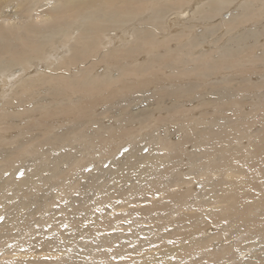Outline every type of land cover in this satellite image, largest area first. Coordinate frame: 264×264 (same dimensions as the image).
I'll list each match as a JSON object with an SVG mask.
<instances>
[{"label": "bare ground", "instance_id": "6f19581e", "mask_svg": "<svg viewBox=\"0 0 264 264\" xmlns=\"http://www.w3.org/2000/svg\"><path fill=\"white\" fill-rule=\"evenodd\" d=\"M34 14L42 19L36 21ZM257 50L261 54L255 55ZM114 71L117 76L112 75ZM256 77L258 82L253 80ZM233 81L239 82L238 85ZM149 90L151 95L145 96ZM208 96L215 99L201 101L200 108L215 106V115L200 132L201 139L195 137V142L192 139L201 154L190 157L195 169L186 173L194 185L201 176V180L210 184L209 192H205L207 199L202 200L205 183L201 190L183 194L179 191L183 181L174 176L169 179L171 174L159 164L167 167L172 164L173 175L180 173L176 166L188 164L174 155L179 145L188 142L178 133L191 127L175 126L170 130L161 119L176 122L182 119L189 123L187 117L196 108L186 105ZM141 101L144 109H139ZM30 103L38 105L27 108ZM163 113L165 117L161 116ZM254 127L259 131L253 137L257 139L250 137L248 145L242 146V140L246 139L240 133L251 132ZM229 132L235 135L233 142L225 143L223 137ZM13 133L15 136L11 138ZM174 134H178L175 140L171 139ZM233 143L238 144L236 149L231 148ZM125 145L126 150H120ZM145 147L149 151L142 153ZM105 162H109L107 167L103 165ZM90 164L97 166L84 170ZM20 169L25 171L16 178L15 173ZM46 170L50 171L49 176L43 175ZM130 176L134 182L129 181V191L123 189L124 193L116 194L124 202L121 209L129 201H138V205L150 201L133 211L127 210V206L126 215L122 213L124 210L108 215L120 209L111 204L114 186L118 187L121 181L126 183ZM82 179L83 183H79ZM239 179L249 186L250 195L251 192L256 195L257 210L251 208L256 214L248 211L247 200L252 203L254 199L250 195L241 196L245 190L238 186ZM110 181L113 183L109 184ZM233 181V188L228 189L230 185L226 186L225 182ZM261 185L264 186V0H0V201L8 196L21 198L23 208L28 210L26 218L31 221L26 227H33L31 231H34L11 249L15 241L1 230L9 224L18 227L20 222L11 220L15 217L14 204L7 206L8 201L0 202V215L5 217L0 222L3 256L0 264L19 263L14 261L17 258L14 256L29 255L32 251H57L52 255L61 256L73 247H80L81 239L85 242V238L87 241L100 231L114 232L116 227L128 222L149 221L153 229L159 228L154 216L167 214L165 210L169 208L164 209L167 203L174 204L181 195L183 198L176 203L185 210L176 212L174 220L163 217L168 224L161 226L180 227L176 239L180 243L170 248L167 245L170 236L165 233L168 230L161 234V228L157 229L161 235L157 237L154 233L156 240H152L151 249L159 248L158 258L145 260L142 255L118 258L126 254V243L131 245L140 234V227L133 224L130 232L124 229L121 235L107 239L108 243L117 242L113 243V256L117 260L104 259L105 253L98 254L97 246L88 249L90 244H87V248H78L66 258L67 263L60 257L46 263L43 259L24 261L26 264H85L88 260H92L91 264H101L104 260H107L105 264H155V259L160 258L159 264H176L186 260L196 248L223 249L226 244L230 247L231 242L224 239L213 246L217 236L207 233L211 226L222 227L220 220L225 222L227 214L234 215L233 225L252 232L251 238L256 239L255 244L249 240L247 244L234 246L238 257L241 251L264 243ZM173 186L175 192L170 189ZM222 187L224 195L220 193ZM46 191L51 196H45ZM74 192L86 197L85 200L73 199ZM96 192L100 197L90 196ZM229 192L235 194L231 199L225 195ZM154 193L160 195L158 200H151ZM194 197L198 204L189 208ZM73 201L78 206L72 208ZM101 205L106 206L100 211L102 216L92 214ZM202 208L207 227L201 230ZM78 211L85 215L75 218ZM10 214H14L12 218ZM56 214L65 217L57 220ZM86 220L90 222L83 229ZM63 225L76 227L78 231L66 236L59 228ZM186 227L190 234H186ZM173 231L170 235H174ZM47 233L52 240L43 242L41 237ZM195 234L203 237L195 239ZM100 239L103 242L106 238ZM242 256L238 258L246 259ZM229 258L227 255L220 261Z\"/></svg>", "mask_w": 264, "mask_h": 264}, {"label": "rangeland", "instance_id": "374dc122", "mask_svg": "<svg viewBox=\"0 0 264 264\" xmlns=\"http://www.w3.org/2000/svg\"><path fill=\"white\" fill-rule=\"evenodd\" d=\"M33 17H36L35 19H36V21H39V20H41L42 18H39L40 17V15H38V14H34L33 15ZM44 18V17H43ZM8 20H5L4 19V22H7ZM226 42V41H225ZM234 48V47H233ZM246 52V51H245ZM257 53H255V55H259V54H261V51H259V50H257L256 51ZM250 55H253V52H251V54ZM250 55L248 56V57H250ZM215 58L217 57V55H215L214 56ZM100 72V71H99ZM227 74H229V73H227ZM112 75H114V76H117V72H113L112 73ZM239 77V76H238ZM221 79V78H220ZM220 79H215L217 82H221L220 81ZM254 80V82H258L259 81V78L258 77H256V78H254L253 79ZM212 82V81H211ZM232 83H237V82H232ZM239 83V82H238ZM238 83L237 84H235V85H238ZM166 85V87H170V85L169 84H165ZM44 91V90H43ZM44 93V92H43ZM43 93H42V95H43ZM45 94V93H44ZM257 94V93H256ZM148 95H151V91L149 90L148 91V93L145 95V96H148ZM213 99H215V98H213V96L211 97V96H208V97H205L204 99H201V100H199V101H197V102H195V103H191V104H188V106L186 105V108H196L195 110H194V113L193 114H189V117H187V116H185V118L187 117L188 118V120H189V123H185L184 122V120H180V122H181V124H180V122L178 123V122H176L175 121V119H174V121H173V119L172 120H163V119H161L162 121L161 122H163L164 124H168V126L171 128L170 130H173V128L175 129V126H185V127H191V129L190 128H187L186 129V131L185 132H179L178 134H174L173 136L174 137H171V139H173V140H175V139H177L178 138V136H180V134H182L181 135V137H185L186 139H188V142H187V140H185L184 141V143L185 144H181V145H179L178 146V148H177V150L175 151L176 152V154L174 155V157L176 158H178L179 156V160L181 161H184V163L186 162V163H188V164H186V165H188V166H186V165H184V166H176V167H178L177 169H178V172H180L178 175H173L172 174V169L174 168L173 166H172V164L171 165H168V167L165 165V164H162V163H159L160 165H161V167L163 168V169H165V170H167V172L169 173V175L171 174V176H169V179L170 178H173V176L176 178V179H179V182H182L183 181V183H182V188L179 190V191H181L183 194H185V193H188V192H192L193 190H195V191H199V190H201V188L203 187V183H205V185H206V190L203 192V194L204 195H202V196H200V199H202V200H204V199H207L206 197H207V195L205 194V192L207 193V192H209V189L208 188H210L209 187V183H207V182H205L204 180H201V177L203 178V176H201V177H199V179H196L195 181H197V183L194 185V181L192 182H189V176L190 175H187L186 173L187 172H189V171H193L195 168H194V164H193V158H190L191 156L193 157V155H195L196 154V156H197V154H201V152H200V149H199V146H195V144L193 143V142H195V137H197V138H200L201 136H200V132H203V130H204V128H206L207 127V121H211V119L213 118V116L215 115V106H213L211 109L210 108H203L202 107V109L200 108L202 105H201V101H203V100H205V101H210V100H213ZM256 100V99H255ZM257 100L259 101V98H257ZM39 101V100H38ZM142 103L139 105V109L140 108H142L143 106H144V102L143 101H141ZM218 102H219V100H218ZM200 104V105H199ZM214 104V103H213ZM38 105V103H36V104H32V103H30V104H28L26 107L28 108H32L33 106H37ZM216 105V104H215ZM199 106V107H198ZM250 107V106H249ZM248 107V108H249ZM104 109H105V107H103ZM102 108V109H103ZM145 107H143V109H144ZM205 109V110H204ZM246 111H248L249 109H245ZM134 111H136L135 109H134ZM206 111H208V114H207V112ZM204 113L206 114V115H204ZM165 115L166 114H162L161 116L162 117H165ZM200 115V116H199ZM227 115H231V112H228L227 113ZM196 116V117H195ZM155 117H157L156 116V114H155ZM205 119V120H204ZM201 120V121H200ZM172 121V122H171ZM204 121V122H203ZM61 122V121H60ZM59 122V123H60ZM166 122V123H165ZM170 122V123H169ZM200 122V123H199ZM58 123V124H59ZM62 123V122H61ZM177 123H178V125H177ZM110 124V123H109ZM188 124V125H187ZM54 125H57V123L56 124H54ZM172 125V126H171ZM134 127H136V125H133ZM167 126V127H168ZM62 128H66V127H62ZM59 129H61V128H59ZM94 129H96V127H94ZM189 129V130H188ZM256 129V130H255ZM58 131V129L57 130H55L54 132H57ZM192 131V132H191ZM255 131V132H254ZM196 132H199V135H198V133H196ZM252 132V133H251ZM251 132H250V130L249 131H247V130H244V131H242V133H240V134H242V136H244L245 137V139H246V141L245 140H242V144H241V142H240V144L243 146L244 144L245 145H248V143H249V141H250V137L253 139V137H254V135L255 136H258V134H259V131H257V128H255L254 127V129L252 128V130H251ZM89 134H91V131L89 130V132H88ZM190 133V134H189ZM251 133V134H250ZM196 134V135H195ZM249 134V135H248ZM18 135V134H17ZM157 135V133H153V136H156ZM178 135V136H177ZM186 135V136H185ZM188 135V136H187ZM231 135V136H230ZM252 135V136H251ZM10 136H11V138L13 137V136H15V134L13 133V134H10ZM163 136H165V133L162 135V136H160V137H163ZM200 136V137H199ZM223 136H225V134L223 135ZM235 135H234V133H230L229 132V134H228V136L226 135V137H223V139L225 140V143H227L228 141H230V143H232L233 142V137H234ZM180 137V138H181ZM190 137V138H189ZM227 137H229V138H231L232 139V141H231V139H229V138H227ZM195 138V139H194ZM192 139H193V142H192ZM201 139V138H200ZM226 139H228V140H226ZM257 138H254L253 140L255 141ZM234 144V143H233ZM240 144H239V146H240ZM236 145H238L237 143H235L234 144V146L232 145V149H236L237 148V146ZM126 148H127V145H125L124 147H122L120 150H126ZM148 147H145V148H143L142 150H141V152L142 153H145V152H148L149 151V148L147 149ZM119 154V153H118ZM155 153H152V155H154ZM181 154V155H180ZM97 157H98V155H96ZM95 156V157H96ZM96 157V158H97ZM119 157V156H118ZM147 160H149V159H147ZM193 160V161H192ZM179 161V162H180ZM108 164H109V162L107 163V162H105L103 165H104V167H107L108 166ZM50 164H48L47 166H49ZM181 165V164H180ZM46 166V167H47ZM50 166H52V165H50ZM95 166H97L96 164H90V165H88L84 170H91L92 168H94ZM145 166L147 167V166H149V161H147V163L145 164ZM144 166V167H145ZM143 167V166H142ZM185 167V168H184ZM194 168V169H193ZM183 169V170H182ZM48 170V169H47ZM46 170V172L44 171V174L43 175H45L46 174V176H49V174H48V172H50V171H47ZM174 170V169H173ZM25 170L24 169H20V170H18L16 173H15V177L16 178H18V176L17 175H19L20 173H21V175L20 176H22L23 175V172H24ZM29 171H31V169H29ZM177 172V173H178ZM181 173H185V176L183 175V174H181ZM5 174H7V173H5ZM8 175V174H7ZM182 175V176H181ZM196 175V174H195ZM193 176V175H192ZM131 177V178H130ZM129 178H128V181L125 183L124 181H121L120 182V187H121V189L120 188H118L116 185L114 186V198L112 199V203L111 204H113V206H115L116 208H118V207H122L123 205L122 204H124V202H121V200H119V199H117V195H118V193H124V191H122L123 189L125 190V191H129V185H130V183H129V181H133L134 182V177L133 176H130ZM194 177V176H193ZM196 177V176H195ZM191 180L193 179V178H190ZM216 179V178H215ZM77 177H76V180H75V182H77ZM187 180H188V182H187ZM240 180V179H239ZM238 180V181H239ZM82 181V182H81ZM81 181H79V183H83V179L81 180ZM237 180H235V182H236ZM241 182H236L237 184H238V186H240L242 189H244L245 191H247V192H245V191H241V192H243V193H241L240 191V193L241 194H243V195H241V196H249L250 194V188H249V186L248 185H246L245 184V182H244V180H240ZM242 181H243V183H242ZM234 181L232 182V183H228V182H225V183H227V184H225L226 186L228 185H230L229 187H228V189H232L233 188V185H234V183H235ZM111 183H113L112 181H110V183L109 184H111ZM239 183H241V184H239ZM232 184V185H231ZM185 185V186H184ZM193 185V186H192ZM243 185V186H242ZM245 185H246V187H245ZM208 186V187H207ZM225 187V186H224ZM224 187H222L223 189H221L220 190V193H221V195H224V193H225V190H224ZM243 187H245L246 189H248V190H246L245 188H243ZM259 187H261V188H263V189H261V188H259L260 189V191H263L264 190V186L263 185H261V186H259ZM172 188H175L176 189V187H171L170 189L171 190H173L174 192H175V190L174 189H172ZM222 191V192H221ZM54 192V191H53ZM249 192V193H248ZM96 193H98V192H96ZM219 193V194H220ZM232 192H229V193H227V194H225V195H227V196H230V199L232 198V197H234L235 196V194H231ZM52 194H56V192H54V193H52ZM94 194L95 193H92V195H90L91 197H97L98 198V196L100 197V193H98V194H95V196H94ZM117 194V195H116ZM230 194V195H229ZM244 194H246V195H244ZM11 195V194H10ZM45 196H51V193H50V195H49V191H46V193L44 194ZM53 196V195H52ZM159 194L158 193H154L153 194V196H150V198H151V200H158L159 199ZM254 198H253V197ZM125 197V196H124ZM10 196H8V198L6 197V199H4V201H0V202H6L7 203V201H8V203H7V206H12L13 204H14V206H13V208H16V211H15V217H13L12 218V216L14 215V214H10V217L12 218L11 220L12 221H18V222H20V224H19V226L18 227H10V224L9 225H7V226H5V227H3V229L1 230L2 232H4L8 237H10V238H12V240L13 241H15V244H13V246L11 247V249H13V247L16 245V244H20V243H22L26 238H27V236H29L30 234H33V232L34 231H31L32 230V228L33 227H26L28 224L29 225H31V221L30 220H28L26 217H27V212H28V210L27 209H24L23 207H25V205L23 204V201H22V204H21V202H20V199H18V198H11ZM72 198L73 199H75V200H77V199H79V200H81V201H79V202H83V200H85V198L86 197H84V196H80L79 195V193L78 192H74V194H73V196H72ZM128 199V197H125V199ZM158 198V199H157ZM179 199H176V201H173L172 203H176V202H179L180 201V199H182L183 197H182V195H181V197H178ZM249 198L252 200V199H254V200H252L253 202L251 203V201L248 199L247 200V203H248V211H249V213L252 215V214H256L257 212L256 211H252L253 209L255 210H257V208L255 207L257 204V198H256V195L255 194H253L252 192H251V195L249 196ZM54 198H52V200H53ZM51 200V199H50ZM49 200V201H50ZM150 200H148V201H145V203L143 202V203H140L139 205L136 203V202H138V201H136V202H134V201H132V202H128V204L126 205V206H124V208L125 209H121V207H120V209L118 208V210H114V211H110L109 213H108V215H112V213H114V212H120V211H123L124 210V212H122V213H124L125 215H126V213H128V212H125V210H126V207L128 206V207H130V208H128L127 207V210H129V209H131L132 211L133 210H137V209H139L141 206H147V202H149ZM116 204H115V203ZM163 202H165L164 200H163ZM191 203H192V205L190 204V205H188V207L190 208L191 206H193V204H198L197 203V199L194 197L191 201H190ZM42 203V202H41ZM77 201H73L71 204H72V208L73 207H76V206H78L77 205ZM134 203V204H133ZM166 203H167V201H166ZM137 204V206H135ZM145 204V205H144ZM170 202H168L167 203V205L165 206V208L164 209H167V208H169V210H165L166 212H168L167 214H163V212L161 213V215L159 216L158 214H156L154 217H156L158 220H156V218H155V221H157V226L159 227V228H156V229H153V227H151V226H149L150 225V223L152 224V222H145V221H137V218H135L136 219V221L137 222H135V223H126L125 224V226H123V227H116V229L114 230V232H112L113 230H109V232H107V231H100V232H97V233H93L91 236H90V238H88L87 239V241H86V238H85V242H83V239H81V246L80 247H77V249L79 248V250H82L83 248H87L88 246H89V248L88 249H91L92 247L93 248H95L96 246V253H101L102 252V254L103 253H105V257H104V259L105 258H107V260L109 259V260H117L118 258L119 259H126L127 257H130V258H127V259H133L134 257H139L140 258V256L142 255V257H144V259L145 260H149V259H151V258H153V256L155 257H157L158 258V249L156 248V246H155V248L154 249H151L152 248V243H154L152 240H156V236L158 235H161L162 233H164L166 230H168V231H166L165 233L168 235V236H170L169 238H170V241H171V239H173L171 242L169 241L168 243L169 244H167V245H169V247L171 248L172 246V248H174V245L175 246H178L179 245V241L178 240H176L177 239V237H178V231H177V228H179V230L181 231V229H180V227H174V225L173 226H168V227H163V228H161V226H163L164 224H168V220H170V219H168V218H173V220H174V218H175V213L176 212H183L185 209H183V208H181V207H179V203H176L175 205L174 204H171ZM106 205V204H105ZM105 205H101V207L98 209V208H95L96 210L92 213V214H99V216H102V213L100 212L101 210H103V208H106V206ZM86 206H90V204H86ZM135 206V207H134ZM173 207V208H172ZM184 207H186V206H184ZM253 207V208H252ZM255 207V208H254ZM206 208H209V207H206ZM251 208H252V210H251ZM7 209V208H6ZM183 210V211H182ZM186 210H188V208L186 207ZM5 213L6 212H8V210L6 211V210H3ZM252 211V212H251ZM254 212V213H253ZM81 214H83V215H85L84 213H81V211L79 212H77V214L76 215H74V217L76 218L77 217V215H78V217H81ZM123 214V215H124ZM133 214H135V215H137V213L135 212V213H133ZM170 214V215H169ZM174 214V215H173ZM164 215V216H163ZM168 215H169V217H168ZM54 216H56V219L57 218H60V217H65V214H56V215H54ZM203 216V217H202ZM202 218H201V222H204V224L202 225V227H199V229H204V227H207V226H204L205 224H206V222H205V220H206V216H205V210L202 208ZM222 216V215H221ZM220 216V217H221ZM40 217V219H44L43 217H41V216H39ZM163 217H164V219H166L167 221V223L164 221V219H163ZM233 217H234V215H232V214H227L226 215V221L224 222V221H222V220H220V223L222 222V224L220 225V226H222V227H215V228H213L212 226L211 227H209V229H208V231H207V233H211V234H214V236H217L216 237V240H215V242H216V244L214 245L213 244V246H218L219 245V242H220V240L221 239H224L225 241H229V242H231V244H230V247H228L229 246V244H226L224 247H223V249H222V247H214V248H202V249H200V248H196L195 249V253L193 252L192 254H196V255H194L193 257H192V254L190 253L189 255H188V257L186 258V260L185 259H183V260H181L180 262H178V263H176V264H264V243L263 244H260V243H257V246L256 247H251V248H249L248 250H245V251H241L242 253L241 254H239V256L240 255H244V257L243 258H246L247 259V261H246V259H240V258H238L237 256H236V254L234 253L235 252V249L237 248V247H234V246H239V243H240V245H243V244H247V242L250 240V242L251 243H253V244H255L254 242L256 241V239H252L251 238V236H252V232H248V231H242V227H237L236 225H233V222H232V220H233ZM4 215H0V222H2L3 220H4ZM161 218V219H160ZM235 219V218H234ZM58 220V219H57ZM154 220V219H153ZM161 220L162 221H164V222H162L161 223ZM204 220V221H203ZM54 221V220H53ZM159 221V222H158ZM89 222L90 221H87L86 220V222H84L83 223V225H84V227H83V229L84 228H86V226H88L89 225ZM145 222V223H144ZM214 222V219L212 220V223ZM224 222V223H223ZM236 222V224H238V222H237V220L235 221ZM141 223H143V224H141ZM164 223V224H163ZM124 224V223H123ZM133 224H136V225H134V226H139L140 227V234L139 235H137V239H135V241L133 242V243H131V245H128V243H126V245L128 246H126V254L125 255H120V256H118V258L116 257V258H114V256H115V254H113L114 253V250H115V245L114 244H116L117 242L115 241V242H111L110 241V243H108V241H107V239L109 240V239H111L112 238V236H119V235H121L123 232H125V230L124 229H128L129 230V232H130V230H131V227L133 226ZM138 224H141V226L140 225H138ZM209 224H210V222H209ZM33 226V225H32ZM231 226H233V227H231ZM235 226V227H234ZM174 227V228H173ZM60 228V231H62V232H64L65 233V235L66 236H69V234H70V232H72V231H74V230H76L75 228L76 227H72V228H70V227H67L66 228V226L65 225H63V226H61V227H59ZM88 228H90L91 230H92V227H88ZM121 228V229H120ZM135 228V227H134ZM146 228V229H145ZM161 228V234L157 231V229H160ZM34 229H35V231H36V229H37V227H34ZM94 229H97V227H95ZM153 229V230H152ZM163 229V230H162ZM173 229H174V231H173ZM196 229H198V228H196ZM128 230H126V231H128ZM186 230H188V231H186L187 233L186 234H190V232L191 231H189V227H186ZM200 230V231H201ZM46 231H48V229L46 230ZM66 231V232H65ZM76 231H78V230H76ZM111 231V232H110ZM143 231V232H142ZM145 231H147V232H145ZM153 231V232H152ZM173 231V233H174V235H170V234H172L171 232ZM108 234H107V233ZM128 232V233H129ZM149 232V233H148ZM189 232V233H188ZM248 232V233H247ZM107 235H106V234ZM147 233V234H146ZM156 234V236H155V234ZM196 233H199V231L198 232H196ZM19 234V235H18ZM49 233H47V235L46 236H44V237H41L43 240V242H47V241H51L52 239L49 237L50 235H48ZM151 234V235H150ZM183 234V233H182ZM251 235V236H250ZM155 236V237H154ZM157 236V237H158ZM174 236V237H173ZM192 235H190V237H191ZM197 235L195 234V236H194V238L196 237ZM101 237H105L106 239H105V241L103 240V242L101 241ZM141 237V238H140ZM146 237V238H145ZM153 237H154V239H153ZM198 238H201V237H203V236H197ZM40 238V239H41ZM148 238V239H147ZM196 239V238H195ZM149 240H150V242H151V245L149 244ZM107 241V242H106ZM138 241H140V243L142 242V245L138 242ZM145 242V243H144ZM176 242V243H175ZM114 243V244H113ZM83 244H86V245H84V247H83ZM87 244H90V245H88L87 246ZM98 244V245H97ZM112 244V246L114 247L113 249H112V246H110ZM139 244V245H138ZM147 244V245H146ZM9 245V243H7L6 244V246H8ZM144 245V246H143ZM156 245V244H155ZM172 245V246H171ZM91 246V247H90ZM123 246V245H122ZM139 246H141V248L139 247ZM147 246L149 247L150 246V248H147ZM21 247H23V246H20L19 248H21ZM105 247H107V248H105ZM145 247V248H144ZM134 250H132V249ZM144 248V249H143ZM147 248V249H146ZM76 248H71V249H69L67 252H68V254H66V253H64L63 255H59V256H55V255H52V254H56L57 253V251H52V252H50V253H46L47 251L46 250H44V252H42V250L41 251H32L29 255L28 254H25V252H23L24 254H25V256L24 255H21V256H14V257H17V258H15V260L14 261H16V262H19V263H16V264H26V263H28V262H30V261H32V259H39V260H44L45 261V263H46V261L48 262V260L49 259H57V258H61L62 260L64 259H66V260H68V258H69V256H71V255H74L75 253H74V251L75 250H77ZM139 249V250H138ZM205 249V250H204ZM222 249V250H221ZM256 249V250H255ZM129 250H131V251H129ZM148 250H150V251H148ZM201 250V251H200ZM254 250H255V254H253L252 255V257L250 258V256H251V254L254 252ZM11 251V250H10ZM106 251V252H105ZM199 251V252H198ZM110 252H112V253H110ZM133 252H135L136 254H134ZM143 252V253H142ZM146 252V253H145ZM18 253H22V251H20V252H18ZM111 255H110V254ZM138 253H140V255H138ZM148 253V254H147ZM156 253V254H155ZM216 253V254H215ZM17 254V253H16ZM151 254V255H150ZM6 255V256H5ZM4 256L5 257H7L8 255L7 254H5ZM18 255V254H17ZM114 255V256H113ZM201 255V256H200ZM227 255H229L231 258H229L228 260H226V261H224V260H222V261H220L221 259H224V257H226ZM248 255V256H247ZM0 256H1V253H0ZM12 256V255H11ZM107 256V257H106ZM109 256V257H108ZM205 256V257H204ZM9 257V256H8ZM27 257V258H26ZM190 257V258H189ZM3 258V256H1V258L0 259H2ZM155 259V261H154V263L155 264H159L160 263V258L159 259ZM17 259V260H16ZM24 260H29L28 262H25ZM64 261V263L66 262L67 263V261ZM106 260V261H107ZM159 260V261H158ZM189 260V261H188ZM105 260L104 261H102V263L101 264H105V262H106ZM183 261V262H182ZM245 261V262H244ZM20 262H22V263H20ZM91 262H92V260H88L87 261V263L88 264H91ZM162 262V261H161ZM64 263H62V264H64ZM87 263H85V264H87ZM150 262H148V264H149ZM81 264H82V262H81ZM84 264V263H83ZM98 264H100V262L98 263ZM113 264H115V263H113Z\"/></svg>", "mask_w": 264, "mask_h": 264}]
</instances>
